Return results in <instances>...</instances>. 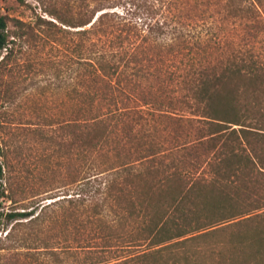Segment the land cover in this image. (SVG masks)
Segmentation results:
<instances>
[{"label": "trees", "instance_id": "obj_1", "mask_svg": "<svg viewBox=\"0 0 264 264\" xmlns=\"http://www.w3.org/2000/svg\"><path fill=\"white\" fill-rule=\"evenodd\" d=\"M65 4L34 26L76 55L81 103L64 129L80 179L26 226L64 204L65 264H264V0ZM26 35L34 27L0 10V52ZM156 119L201 135L123 154L119 136L155 138Z\"/></svg>", "mask_w": 264, "mask_h": 264}, {"label": "rangeland", "instance_id": "obj_2", "mask_svg": "<svg viewBox=\"0 0 264 264\" xmlns=\"http://www.w3.org/2000/svg\"><path fill=\"white\" fill-rule=\"evenodd\" d=\"M42 1L45 8L64 9L66 6L65 0ZM23 2L0 0L3 15L34 27V35L11 36L7 49L0 52V163L3 176L0 190L4 191L0 198V264H65L69 254L65 251L64 204L45 210V215H51L52 220L46 217L39 226H26V222L43 206L63 198V194H73L76 181L80 179V154L76 149H66L69 134L64 129L66 122L77 119L81 103V87L74 64L76 55L70 50L71 46L67 47L70 44L65 43V36L57 34L54 39L45 27L34 26L38 16L51 19L40 2ZM9 32L11 35L16 32L13 21L9 22ZM150 125V133L155 138H142L138 134L129 142L124 132L119 136L123 154L135 158L138 150H144L150 144H158L165 150L173 147L174 138L185 142L201 135L194 129L187 133L175 124L159 119L151 121ZM189 151L182 154L187 161L203 155L196 150ZM107 156L104 161L111 154ZM24 211L30 212L31 216L11 221L6 217ZM89 230L86 229L84 237L87 238ZM95 242L96 246L100 244L99 239ZM52 251L57 254V260ZM79 255L76 254L78 257L82 254ZM72 261L75 259L70 258Z\"/></svg>", "mask_w": 264, "mask_h": 264}]
</instances>
